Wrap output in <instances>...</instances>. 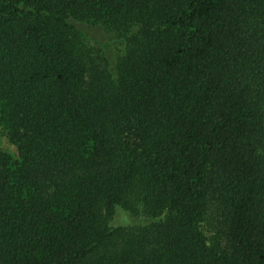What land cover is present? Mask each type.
<instances>
[{
    "label": "trees",
    "instance_id": "16d2710c",
    "mask_svg": "<svg viewBox=\"0 0 264 264\" xmlns=\"http://www.w3.org/2000/svg\"><path fill=\"white\" fill-rule=\"evenodd\" d=\"M0 264H264V0H0Z\"/></svg>",
    "mask_w": 264,
    "mask_h": 264
},
{
    "label": "rangeland",
    "instance_id": "374dc122",
    "mask_svg": "<svg viewBox=\"0 0 264 264\" xmlns=\"http://www.w3.org/2000/svg\"><path fill=\"white\" fill-rule=\"evenodd\" d=\"M78 26L80 28H82L84 31H86V33H88V35L100 42L101 44H105V45H111L114 47V40H115V36L113 35L112 32L110 31H107L106 29L102 28L101 26H91L89 24H86V23H77ZM116 51L118 49L115 48ZM128 219L123 215L121 214L120 217H119V223H124V222H127Z\"/></svg>",
    "mask_w": 264,
    "mask_h": 264
}]
</instances>
